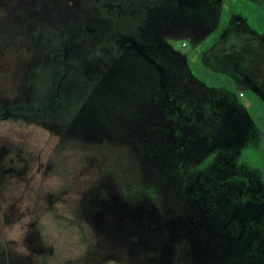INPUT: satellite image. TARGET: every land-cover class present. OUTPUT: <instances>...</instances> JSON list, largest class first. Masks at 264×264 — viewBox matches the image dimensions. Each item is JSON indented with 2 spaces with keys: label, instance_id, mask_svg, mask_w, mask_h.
I'll use <instances>...</instances> for the list:
<instances>
[{
  "label": "rangeland",
  "instance_id": "1",
  "mask_svg": "<svg viewBox=\"0 0 264 264\" xmlns=\"http://www.w3.org/2000/svg\"><path fill=\"white\" fill-rule=\"evenodd\" d=\"M223 6L0 0V264H264V186L238 164L264 32L240 12L203 55L235 93L188 67Z\"/></svg>",
  "mask_w": 264,
  "mask_h": 264
},
{
  "label": "trees",
  "instance_id": "2",
  "mask_svg": "<svg viewBox=\"0 0 264 264\" xmlns=\"http://www.w3.org/2000/svg\"><path fill=\"white\" fill-rule=\"evenodd\" d=\"M246 3L241 4L237 0H223L224 6L218 26L203 42L195 55L188 60L191 74L210 89L224 90L230 93L236 91L235 79L227 73L211 68L203 58V55L221 40L225 30L230 26L233 16L243 12L248 23L254 29L264 32V8L249 1ZM243 95L248 100L246 109L254 123L262 130L263 136L258 147L247 148L241 153L240 162L256 170L264 184V100L252 90H246ZM208 162L209 160L200 166L204 167Z\"/></svg>",
  "mask_w": 264,
  "mask_h": 264
},
{
  "label": "flooded vegetation",
  "instance_id": "3",
  "mask_svg": "<svg viewBox=\"0 0 264 264\" xmlns=\"http://www.w3.org/2000/svg\"><path fill=\"white\" fill-rule=\"evenodd\" d=\"M252 91H254V90H252ZM254 92H255L257 95H259V96L264 100V98H263L260 94H258L256 91H254ZM233 93H235V92H233ZM246 99H247V98H246ZM246 111H247V109H246ZM247 114H248V118H249V120L252 122V124H253L254 126H256V127L261 131V138H260L259 142L257 143V145L248 144L247 146H245V147L241 150V152H240V154H239V157H238V164H239L240 166L246 168L247 170L257 172L256 170H253V169L249 168V166H247V165H245V164H242V163L240 162V156H241V153H242L245 149H247V148L258 147L259 144H260V142H261L262 136H263V132H262V130H261V129H260V128L254 123V121L251 119V117H250L248 111H247ZM213 159H214V154L210 155V156L204 161V162H206V161L209 160L208 164H207L206 166H204V167L200 166V168H207V167L210 165V163L213 161ZM204 162H203V163H204ZM203 163H202V164H203ZM202 164H201V165H202ZM257 173H258V172H257ZM258 175H259V173H258ZM259 178H260V176H259ZM260 181H261V179H260ZM261 183H262V181H261ZM262 185L264 186L263 183H262Z\"/></svg>",
  "mask_w": 264,
  "mask_h": 264
},
{
  "label": "water",
  "instance_id": "4",
  "mask_svg": "<svg viewBox=\"0 0 264 264\" xmlns=\"http://www.w3.org/2000/svg\"><path fill=\"white\" fill-rule=\"evenodd\" d=\"M247 4V3H246Z\"/></svg>",
  "mask_w": 264,
  "mask_h": 264
}]
</instances>
